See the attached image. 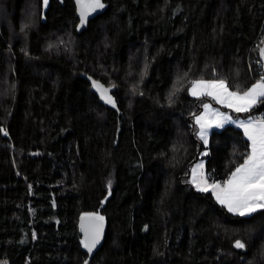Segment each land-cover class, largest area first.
<instances>
[{
	"label": "trees",
	"instance_id": "trees-1",
	"mask_svg": "<svg viewBox=\"0 0 264 264\" xmlns=\"http://www.w3.org/2000/svg\"><path fill=\"white\" fill-rule=\"evenodd\" d=\"M104 1L82 30L74 0H0V264H264V209L240 217L190 182L201 160L228 180L250 141L226 125L205 146L189 94L259 80L264 0ZM86 214L108 223L93 256Z\"/></svg>",
	"mask_w": 264,
	"mask_h": 264
},
{
	"label": "snow or ice",
	"instance_id": "snow-or-ice-1",
	"mask_svg": "<svg viewBox=\"0 0 264 264\" xmlns=\"http://www.w3.org/2000/svg\"><path fill=\"white\" fill-rule=\"evenodd\" d=\"M47 2L48 0H44L45 6ZM78 2L82 5V23L87 15L84 11L85 7L89 10L104 7L100 0H90L87 5L84 4V0H78ZM261 51L264 54V49ZM96 87L101 90V96L104 100L115 106V101L108 95L109 89L103 88L99 84ZM191 94L193 96H212L219 103L233 109L236 113H247L258 103H264V77H261L259 82L253 84L243 93L230 91L223 80L193 81ZM209 108L210 105H205V109ZM228 121L235 123L230 116H226L219 110L211 113L206 112L204 115L198 116L196 122L200 125V138L207 143V129L213 126L223 127V124ZM239 126L243 128L250 141V152L243 163L235 168V171L231 173L229 179L223 185L216 182L210 184L203 173V164L201 163L197 166L199 178H197V169H193L192 182L199 191H212L216 200L225 206L229 212L245 217L264 209V117L248 119L247 122L240 121ZM89 220L87 228L82 225V229L86 234L84 246L91 251L99 242L104 218L92 214ZM235 247L243 249L245 244L237 240Z\"/></svg>",
	"mask_w": 264,
	"mask_h": 264
},
{
	"label": "water",
	"instance_id": "water-1",
	"mask_svg": "<svg viewBox=\"0 0 264 264\" xmlns=\"http://www.w3.org/2000/svg\"><path fill=\"white\" fill-rule=\"evenodd\" d=\"M89 2H90V0H84V4L85 5H87ZM74 3H75V6H76L77 18L79 19L80 28L82 30H84V29H86L88 27V25H89L91 20L95 19L99 15L104 14L107 11V9H108V5H107V3L104 0H100V3H102L104 5L103 8H96L95 10H89L87 7H85L84 11L87 13V15H86V19L82 23L81 22V20H82V17H81L82 5L78 2V0H74ZM262 49H264V43L262 44V46H261V48L259 50V58H260V60L262 62V67H263V72H264V54H262V51H261ZM84 77H85V79H87L91 83L92 90L95 92V94L100 99V102L104 106L120 112V108L118 106L117 100H116V98L114 97V94H113V91H114L113 88L107 87L104 83L98 81L97 79H95V77H93L91 75L85 74ZM97 84L101 85L103 88L109 89L108 95H110L113 98V100L115 101V106H113L112 104L107 103L104 100V98L101 96V90L96 87ZM53 203H54V207L56 208V201L54 200ZM91 216H92V214H86V215H83L80 218L79 230H80L81 243H82L83 249L87 253H89L91 256H93L96 252H98L102 248V246L105 243L107 230H108V223H107L106 219L103 217L104 218V220H103V230H102V234L100 236L99 242L96 244V246L91 251H89V249L84 246V241H85V235L86 234H85V231L82 229V225L84 226V228H87V226H88V224L90 222L89 217H91Z\"/></svg>",
	"mask_w": 264,
	"mask_h": 264
},
{
	"label": "rangeland",
	"instance_id": "rangeland-1",
	"mask_svg": "<svg viewBox=\"0 0 264 264\" xmlns=\"http://www.w3.org/2000/svg\"><path fill=\"white\" fill-rule=\"evenodd\" d=\"M196 81H199V80H196ZM204 81H219V80H204ZM257 82H259V81H257ZM257 82H256V83H257ZM226 84H227V83H226ZM227 86H228V85H227ZM191 88H192V82H191V84H190V86H189V94H190L192 97H194V98H198V99H201V100H202L201 105H202L203 110H202L201 114L198 115V116H202V115H204L206 112L211 113L212 111L219 110L220 112L224 113L226 116H230V117L232 118V121H235V123H233V122H231V121L225 122V123L223 124V127L226 126V125H234V126L240 127V126H239V122L245 120V119H244L245 117H241L242 115L236 113L233 109L226 107L224 104L219 103V102H218L216 99H214L212 96H207V95H204V96H193V95L191 94ZM228 88H229V86H228ZM229 90H230V91H234V90H232V89H230V88H229ZM241 93H242V92H241ZM205 105H210V108H209V109H205ZM258 105H259V103H258L257 105H255V106L252 108V110H253L254 108H256ZM198 116H197V117H198ZM252 116H254L255 118H258V115H257V114L252 115ZM197 117H196V118H197ZM196 118H195V120H196ZM260 118H261V117H260ZM196 126H197V135H198V137L200 138V136H199L200 125L197 124V122H196ZM223 127H215V126H213V127L208 128V129H207V143H205L204 140H202L201 138H200V140L203 142V144H204L205 146H208L212 131H213V130H217V129L220 130V129H222ZM205 153H206V152H204V154H205ZM200 164H201V163H198V162H197V163L193 164L192 167H191V169H190V182H191L192 184H193V182H192V179H193V169H197V178H199V175H198V174H199V169L197 168V166L200 165ZM202 164H203V173H204L205 176L207 177V172H206L205 164H204V163H202ZM207 179H208V178H207ZM193 186H194V188H195L196 190H198L197 187L195 186V184H193ZM198 191H199V190H198ZM258 211H260V210H258ZM258 211H257V212H258ZM255 213H256V212H255ZM255 213H252L251 216L254 215ZM249 216H250V215H249ZM249 216H245V217H249Z\"/></svg>",
	"mask_w": 264,
	"mask_h": 264
},
{
	"label": "built area",
	"instance_id": "built-area-1",
	"mask_svg": "<svg viewBox=\"0 0 264 264\" xmlns=\"http://www.w3.org/2000/svg\"><path fill=\"white\" fill-rule=\"evenodd\" d=\"M262 44H263V41L257 43L256 44V47H258L259 50H260ZM255 63H256L257 74L260 76L258 81H260L261 80V77H264L262 62H261L260 58L257 59V60H255Z\"/></svg>",
	"mask_w": 264,
	"mask_h": 264
},
{
	"label": "crops",
	"instance_id": "crops-1",
	"mask_svg": "<svg viewBox=\"0 0 264 264\" xmlns=\"http://www.w3.org/2000/svg\"><path fill=\"white\" fill-rule=\"evenodd\" d=\"M241 117H245V116H241ZM259 118H260V116H258V118H255L254 116H248V117H245V118H244V119H245L244 121L247 122L248 119H259ZM240 128H241V127H240ZM242 129H243V128H242ZM217 130H218V129H217ZM246 137H247V136H246ZM198 163H204V164H205V162L202 161V160L199 161ZM207 178H208V176H207ZM226 181H227V180H226ZM226 181H223V182H216V183H220V184L223 185ZM208 182L211 184L213 181H210L209 178H208ZM209 192H212V191H209ZM212 193H213V192H212ZM213 195H214V197H215V194H214V193H213ZM215 198H216V197H215ZM262 210H263V209H262ZM233 214H234V213H233ZM250 216H251V215H250Z\"/></svg>",
	"mask_w": 264,
	"mask_h": 264
}]
</instances>
